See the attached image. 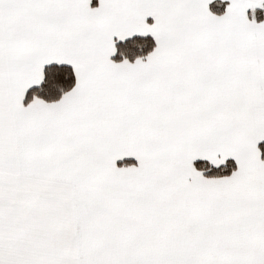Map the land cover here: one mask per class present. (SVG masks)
Returning a JSON list of instances; mask_svg holds the SVG:
<instances>
[{"label": "snow or ice", "instance_id": "snow-or-ice-1", "mask_svg": "<svg viewBox=\"0 0 264 264\" xmlns=\"http://www.w3.org/2000/svg\"><path fill=\"white\" fill-rule=\"evenodd\" d=\"M215 3L0 0V264H264V0Z\"/></svg>", "mask_w": 264, "mask_h": 264}, {"label": "trees", "instance_id": "trees-1", "mask_svg": "<svg viewBox=\"0 0 264 264\" xmlns=\"http://www.w3.org/2000/svg\"><path fill=\"white\" fill-rule=\"evenodd\" d=\"M227 7V2L224 1L223 4H220L219 1L217 3L210 6L211 10L214 14L222 15L225 8ZM249 17L251 19V12H249ZM264 21V12L257 10V22ZM154 46V41L151 37H134L131 41L125 44H118V48L121 51H124L130 60H134L136 56H147V54L151 51L152 47ZM114 59L119 60L120 57L117 56ZM262 151V159H264V145H260ZM133 162V161H132ZM134 163V162H133ZM229 167L225 168L223 172L220 170L213 169L210 172H205V175L212 176L217 174H230L231 170L235 168L234 161H228ZM201 167L200 163H197V168Z\"/></svg>", "mask_w": 264, "mask_h": 264}, {"label": "crops", "instance_id": "crops-1", "mask_svg": "<svg viewBox=\"0 0 264 264\" xmlns=\"http://www.w3.org/2000/svg\"><path fill=\"white\" fill-rule=\"evenodd\" d=\"M217 1H219V0H217ZM224 1H226V2H228V0H224ZM98 5H99V0H92V4H91V7H98ZM249 12H251V11H249ZM250 18V17H249ZM152 21H151V18H149V23H151ZM150 37V36H149ZM261 145H264V142H262L261 143ZM259 147H260V145H259ZM229 161H231V160H229ZM134 162V161H133Z\"/></svg>", "mask_w": 264, "mask_h": 264}]
</instances>
